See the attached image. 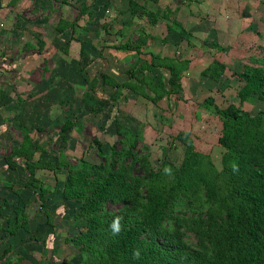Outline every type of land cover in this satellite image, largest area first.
<instances>
[{"label": "rangeland", "instance_id": "1", "mask_svg": "<svg viewBox=\"0 0 264 264\" xmlns=\"http://www.w3.org/2000/svg\"><path fill=\"white\" fill-rule=\"evenodd\" d=\"M117 1L86 0L85 12H93L89 6L98 12L96 15L80 16L72 9L66 15L79 23L94 18L93 31L75 28L61 34L55 28L38 26L34 42L38 55H20L27 46L11 40L0 56L3 64L0 66V75H3L0 78V203L4 205L0 209V264H83L78 236L87 216L78 213L80 202L65 201L61 197L66 174L79 169L82 160L101 165L102 172L125 167L129 176L140 180L136 182L140 195L145 194L142 179L162 166L177 169L188 145L194 152L206 156L209 168L223 176L222 170L230 159L217 143L221 118L204 100L210 96L219 109L232 104L252 118L264 112V99L248 96L239 101L236 95L243 85L239 74L244 65H259L264 71V13L256 8L254 13L240 16V32L233 35L230 30L216 35V41L226 46L224 51L216 48L210 51L213 60H221L225 67L238 73L237 78L226 81V77L221 81L222 92L224 81L229 92H213L217 84L208 80L198 79L201 81L198 89L183 79L180 89L155 102L129 90H122L114 101L111 89L94 78L104 74L121 84L126 80V72L136 69L139 60H143L135 52L105 47L107 42H113L111 24L118 15L128 31L127 36L116 37L117 41L134 40L142 27L140 22L134 30L133 16L119 9L126 0ZM247 2L252 7L259 4V0ZM40 18L41 15L37 17L38 23ZM196 55L194 65H206L202 54ZM150 75L162 81L167 77L161 70H154ZM192 75L199 77L196 71ZM136 76L140 77L141 73ZM66 121L72 126L62 133L60 127ZM255 125L258 133L264 134V120L255 121ZM23 136L29 137L36 148L32 160L59 165L55 171H34V178L45 191L42 199L27 183L24 159L15 155ZM233 164L226 167L228 174L236 172ZM222 176L217 182L223 181ZM14 208L22 209L25 214V229L19 227L5 233L6 222L14 218ZM121 208V203L107 202L102 206V213L122 217L121 222L131 224L135 213L124 216ZM210 208L201 186L191 194H177L167 203L161 226L176 230L184 252L198 251L195 232L206 226ZM43 212L51 221H46Z\"/></svg>", "mask_w": 264, "mask_h": 264}, {"label": "trees", "instance_id": "2", "mask_svg": "<svg viewBox=\"0 0 264 264\" xmlns=\"http://www.w3.org/2000/svg\"><path fill=\"white\" fill-rule=\"evenodd\" d=\"M57 32L61 33V30ZM115 49L137 50L128 45ZM187 64L186 60L152 56L150 60H139L136 69H129L126 80L121 84L104 74H100L99 79L100 84L110 87L114 101L122 90H129L155 102L180 89V78ZM154 68L167 71L165 82L157 80L153 83L147 74ZM223 69V65L214 62L201 75L217 81ZM242 69L239 76L243 85L236 93L239 101L248 96L264 99L263 68L244 65ZM138 72L141 77L136 76ZM204 103L213 106L214 112L221 118L217 143L230 159L229 165L234 162L238 166L234 174H228V164L222 170L223 176L216 173L209 168L207 157L194 152L190 145L185 147L177 169L162 166L142 179L144 195L136 191V182L140 180L129 176L125 167L102 172L101 165H91L82 160L79 169L66 174L61 197L65 201L80 202L78 213L87 216L83 231L78 236L81 242L79 257L83 264H264V134H259L255 127V121L264 120V112L252 118L232 104L219 109L211 97H207ZM71 126V122H64L60 132L67 131ZM35 150L30 138L23 136L15 155L24 159L27 183L33 191L37 190L38 198L42 199L45 191L33 173L35 170L55 171L59 165L32 160ZM165 168L171 170L170 174L165 173ZM220 176L223 181L217 182ZM199 186L211 206V214L207 216L206 226L195 232L198 251L184 252L176 230L163 229L161 222L167 203L174 196L191 194ZM107 202L121 203L124 216L135 213L131 224L121 222V231L117 236L109 230L113 217L102 213V206ZM39 208H43L42 203ZM13 210L14 218L6 222L5 233L19 227L25 229L26 216L22 209ZM43 215L46 221H51L48 214L43 212ZM135 250L140 252L138 258L133 257Z\"/></svg>", "mask_w": 264, "mask_h": 264}, {"label": "crops", "instance_id": "3", "mask_svg": "<svg viewBox=\"0 0 264 264\" xmlns=\"http://www.w3.org/2000/svg\"><path fill=\"white\" fill-rule=\"evenodd\" d=\"M85 1L0 0V56L4 55V50L11 40L23 42L22 45L27 46L20 55H38L39 49L37 45H34L38 26L43 29L47 27L55 28L56 32L61 30V34L75 30V28L77 30L93 31L96 26L94 18H90L89 22L83 20V22L79 23L74 18L70 20L69 17H66L72 10L80 16L96 15L98 12L94 8H89V6L88 9L93 12L89 14L85 12ZM120 1L118 0L117 2L119 3ZM257 4L252 7L247 0H126L125 5L119 9L126 10V14L123 12L125 15L133 16L132 22L134 24L132 27L134 30L139 28V23L141 22L142 27L140 25L141 28L138 29L139 34L136 35L134 40L128 42L117 41L116 37L121 39L123 35L127 36L126 30L128 31V28L123 23L124 21L119 20L118 15L111 24L113 32L111 34L113 35L110 36V39H113V42H107L108 45L105 43V47L114 51H124L115 49L120 46L128 45L134 47L137 49L136 51L124 52H135L143 56V60H150L152 56L159 59L186 60L188 64L187 68L182 72L180 85L183 79H187L192 86H198V83L201 82L198 79L208 80L213 85L217 84V88H214L213 92L223 94L226 91H230V89L226 90V81L237 78V72L231 70L229 66L225 67L221 60H213L214 56L210 54L211 50L216 48L219 51H224L226 48L222 42L216 41V35L227 33L230 30L233 31V35L236 31L240 32V20L242 18L240 16L246 17L249 13H254L255 8L258 12L264 13V0H259V4ZM39 15H41L40 23L37 22ZM139 19L141 20L139 21ZM118 23L120 26H117ZM149 24L151 26L147 27ZM93 40L95 41V38ZM64 52L61 50L63 55L67 53ZM198 52L202 54L201 58L206 59V65H194L195 55ZM29 55L28 57H31ZM67 56L69 57L68 53ZM214 62L224 66L217 81H212L207 76L201 75V72ZM1 65L3 64L0 63ZM154 70H161L168 77L165 69L154 68L147 74L152 79L153 77L150 73ZM194 71L197 72L199 77L192 75ZM99 75L94 78L97 79V82H100ZM1 76L3 75H0V78ZM223 79H226V81L222 82V92L221 81ZM157 80L160 79L158 78ZM157 80L153 79V83ZM198 89H200L199 86ZM239 90L240 88L237 89V91ZM213 103H215L214 99ZM1 207H4V205L0 203V209Z\"/></svg>", "mask_w": 264, "mask_h": 264}, {"label": "clouds", "instance_id": "4", "mask_svg": "<svg viewBox=\"0 0 264 264\" xmlns=\"http://www.w3.org/2000/svg\"><path fill=\"white\" fill-rule=\"evenodd\" d=\"M232 168H233V171L238 170V166L235 164L232 165ZM164 171H165V173H168V174H170V172H171V170L169 168H165ZM121 220H122V217L117 216V217H114L113 220L111 221V223L109 224V230L113 236L119 235V233L121 231ZM139 255H140L139 250H135L133 252L134 258H138Z\"/></svg>", "mask_w": 264, "mask_h": 264}]
</instances>
